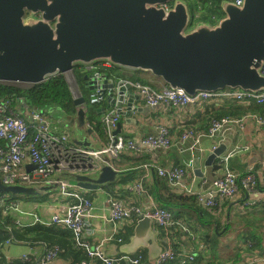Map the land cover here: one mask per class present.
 Here are the masks:
<instances>
[{"label": "crops", "instance_id": "0c3cea01", "mask_svg": "<svg viewBox=\"0 0 264 264\" xmlns=\"http://www.w3.org/2000/svg\"><path fill=\"white\" fill-rule=\"evenodd\" d=\"M120 71L127 78L116 77L115 79L118 81H134L129 77H140L150 81L153 83L152 86L158 89L166 86L161 79L149 72H133L121 69ZM66 78L74 100L81 95H84L87 99V104L79 106L75 104L77 111L80 107L86 110V120L89 105H93L89 98L96 91L90 90L88 87L87 92L89 91V93L86 95L78 81V89L75 88L71 75ZM129 93L134 96V103L138 110L133 112L129 118L120 114L119 122L122 123V128L119 134L136 141L147 135L157 134L160 126L169 129L174 141L179 139L183 127L186 129L192 127L196 132L205 134L213 118L242 116L244 113L239 114V111L253 104L236 99H227L224 101H198L178 108L168 107L165 104L149 106L133 86L129 89ZM95 104L98 105L99 116L95 117L92 123L86 120V126L82 128L78 125L77 113L73 118H69L58 107L42 109L48 116L55 132H68L72 143L75 145L98 150L107 144L109 136L107 131L106 135L102 136L95 128V123L101 125L100 121L103 123L104 114L116 108L111 106L105 94L104 98ZM16 112L24 116L28 114V110L22 104L16 106ZM223 133L224 139L217 137L213 140L205 136L201 139L200 144L194 145V139H189L185 143L176 142L169 149L142 148L139 151L124 149L117 158L107 157L108 161L106 162H110V165L119 172L114 181L108 182V186L102 185L94 190L84 189L85 191L82 192L81 189H71L89 197L94 205V216L89 219V224L84 230V237L88 240L90 249L100 248L108 256L142 254L143 259L140 264H154L163 249L172 247L176 251L194 255L193 261L197 257H201L209 264H233L228 259L230 253L237 248L245 250L246 246L253 243L250 239L245 241L243 238V236L250 233L252 227H257V231L254 232L261 234L264 239V191L248 195L241 189L235 196L220 199L216 206L208 207L203 203H199L195 196L180 193L172 188L167 180L156 172L158 167H183L186 169L185 184L193 185L196 188L207 187L213 179L223 176L227 169L239 174L256 171L263 175L264 125L248 123L243 130L236 125H228ZM217 141L220 142V145L226 146V151L208 165L206 164L207 159L215 151H211V146ZM225 156H229L227 160H224ZM196 159L199 170L204 174L203 176L197 175L195 171ZM27 168H29V165H27ZM140 181L144 186V190L141 192L135 189ZM168 190L188 196V198L193 197L194 201L188 199L190 206L189 204L183 205L181 208L182 213L174 216L173 211L158 199L159 194L166 193ZM109 196L126 206H137L148 211L153 210V207L158 205L169 210L173 218L183 223L188 231H184L178 225H173L169 230H165L164 227L153 221L152 232L155 241L149 240L151 246H141L132 252H127L124 249L130 247L129 245L141 217L138 214H133L131 217L115 223L108 221ZM18 199L20 198L7 196L4 200H0V229L8 234L7 236L3 233L0 240V264H9L10 261L14 264H38L49 243L37 237L41 236L40 231H28L25 227L44 224L36 222L34 214L45 222L50 221L56 213L64 214L66 205L77 202L78 198L65 197L59 189L55 188L38 195H26L25 200ZM10 201H17L20 209L6 211L5 207ZM175 211L176 213L179 212L178 210ZM58 226L62 227L61 230L68 229L62 225ZM53 227L58 231L56 226ZM232 233H235V237L228 240L227 246L228 248H234L230 252L228 250L225 252L222 250L221 244L227 235ZM66 235L65 244L67 246H64V249L61 247L56 264H79L84 260L89 261L91 264H104L98 257L90 256L86 250L76 249L73 233ZM7 238L12 239V242L6 243ZM218 247L221 248V251L218 252L217 250L216 257L212 258L215 255V250L212 249ZM25 254L29 255L32 260H23ZM84 254H86V258L82 259ZM243 256L244 258L236 264H264V249L258 250L255 248L249 253H243ZM121 264L131 263L122 260Z\"/></svg>", "mask_w": 264, "mask_h": 264}, {"label": "water", "instance_id": "95a60500", "mask_svg": "<svg viewBox=\"0 0 264 264\" xmlns=\"http://www.w3.org/2000/svg\"><path fill=\"white\" fill-rule=\"evenodd\" d=\"M170 3V9L163 7ZM222 10L224 17L216 24L198 22L189 29L187 0H0V81L35 84L75 66L107 62L121 70L149 72L190 95L227 87L264 91V0H244L242 6L223 1ZM84 79L126 118L138 110L130 82L92 74ZM74 102L79 106L87 99L81 95ZM85 116L80 107V128L86 126ZM121 128L119 122L114 134ZM225 151L220 145L206 164ZM195 162L197 175L203 176ZM118 173L105 164L94 176L76 175L70 184L94 190L108 186ZM6 193L38 195L34 187L5 185L0 178V195ZM152 224L141 217L124 250L150 247Z\"/></svg>", "mask_w": 264, "mask_h": 264}, {"label": "built area", "instance_id": "2783aa9c", "mask_svg": "<svg viewBox=\"0 0 264 264\" xmlns=\"http://www.w3.org/2000/svg\"><path fill=\"white\" fill-rule=\"evenodd\" d=\"M193 10H191V21L189 29L196 25L199 18V12L194 13L195 0ZM236 6H242L244 0H225ZM168 8V4L164 6ZM216 19V17H213ZM110 66V63H103ZM95 64L86 66L88 69L94 68ZM261 73L264 74V64L261 67ZM103 73L94 74L96 78H103ZM122 83L130 82L144 99L147 105L157 106L165 104L168 107L178 108L186 106L198 101H224L227 99H236L246 101L248 103H264V91L252 92L241 88H224L217 91H200L195 95L188 94L181 88H171L164 86L158 89L150 84L140 81L120 80ZM104 98V94L97 90L89 98L92 104L100 102ZM13 99L4 98L0 100V178L5 185H23L34 187L38 194L45 192L44 186L52 189H59L65 197H76L77 202L70 203L65 207V213H56L50 221L45 222L37 215L36 222L44 224L62 225L73 233L75 247L86 250L90 256H96L104 264H121L122 260H126L131 264H140L143 259L142 254L138 255H121L108 256L104 254L100 248L96 250L90 249V244L84 237L85 227L89 224V219L94 216V205L91 199L82 193L74 192V188L70 184V180L76 175L94 176L100 172L105 164V157L111 159L117 158L124 150L129 149L139 151L142 148L148 149H169L176 142L185 143L189 139H194V145L200 144L203 137L215 140L217 137L225 138L224 129L228 125H236L241 130L246 124L264 125V112H249L241 117H222L213 118L209 129L202 134L191 128H184L179 139L174 141L170 135L169 129L165 126L158 128L157 134L147 135L138 141L125 138L122 135H115L120 113L117 109L104 114L102 122L106 127L109 141L101 149H89L77 146L72 143L69 133H57L46 115L44 109L30 106L23 98H19L17 105H24L28 110L27 116L16 112V107L12 105ZM32 131V133H31ZM220 142L212 144L211 151L218 148ZM229 156H225L227 160ZM27 165H33V169L27 168ZM156 172L159 176L165 178L168 184L178 190L180 193L195 196L199 203H203L208 207H214L220 199L230 198L238 194L243 189L248 195L261 193V186L264 185V174L256 171H248L243 174L236 173L227 169L221 177L215 178L205 188H196L193 185H187L184 182L186 169L180 166L171 168L158 167ZM80 189L78 187H75ZM139 192L144 190L143 183L140 181L135 186ZM81 191H85L81 189ZM5 194L1 195L0 200H4ZM109 217L108 221L115 223L138 214L140 217H147L157 222L169 230L171 226L178 225L184 231H188L187 227L180 221L173 218L172 213L160 206L156 205L153 210L148 211L137 206H126L122 202L109 196ZM19 209L17 201H10L6 205L5 210ZM19 224V223H18ZM12 242L8 239L6 243ZM1 249V243H0ZM60 248L57 245L47 246L43 256L38 264H56L59 256ZM176 258H188L193 260L194 255H187L183 252L174 250L172 247L163 249L154 264H165ZM23 260L31 261V257L24 255ZM9 264H14L12 261ZM79 264H91L84 260Z\"/></svg>", "mask_w": 264, "mask_h": 264}, {"label": "trees", "instance_id": "16d2710c", "mask_svg": "<svg viewBox=\"0 0 264 264\" xmlns=\"http://www.w3.org/2000/svg\"><path fill=\"white\" fill-rule=\"evenodd\" d=\"M223 1L225 0H195L194 13L199 12V18L196 20V23L209 22L213 25L216 24L222 17H224V12L222 10ZM214 16L216 17V19L213 18ZM96 65L98 66L99 71L107 75L109 78H114V79L116 77L117 78H127L124 74L121 73L120 69L114 66L104 67L102 63H98ZM82 67L83 66H75L72 71L74 72V75L78 83L82 87V90H84V94L88 95L89 91L87 92L88 87L84 85L85 84V79H84L85 73L83 72ZM66 77L68 76L65 74H59L46 81L35 83V84H29L28 86H24L18 82L0 81V100L4 98H11L13 99L12 105L16 107L18 104L19 98H23L30 106L37 107V108L58 107L60 110H62L64 115H66L69 118H73L77 113V109H76V105L74 102V97L72 95V92L70 90V86H69V83ZM129 78L136 80V81L138 80L142 83L153 85V83H151L150 81L144 80L140 77H135V78L129 77ZM249 112H257V113L264 112V103L262 104L253 103L245 107L244 109H241L239 111V114H242V113L246 114ZM223 115H230V114H223ZM223 115H219V116H223ZM98 116H99L98 105L90 104L86 120L92 123L94 118ZM236 116H241V115H236ZM100 124L101 125H99L98 123H95V128H97V130L100 132L102 136H105L106 135L105 126L103 125V123H101V121H100ZM0 142L4 143L3 140ZM161 184L163 185L164 183H161ZM261 190L264 191V185L261 186ZM5 195H6L5 197L14 196V194H9V193H6ZM158 199L160 200L161 203L165 204L167 208L173 211L174 216H176V214L182 213L181 208L183 205L189 204L190 206V201L188 199L194 201L193 197L188 198V196L177 194L169 190L166 193L159 194ZM175 210H178L179 212L176 213ZM53 226H56L58 228V231L55 230ZM25 228L28 231H31V230L40 231L41 236H37V237L40 238L41 240L48 242L49 243L48 246H52V245L59 246L60 252H61V247L64 249V246H67V244H65L67 240L66 234H70V233L72 234L71 230L69 229L61 230L62 227L60 228L58 224L56 225L37 224L36 226L28 227V228L25 227ZM256 228L257 227H252L251 228L252 230L250 231V233L247 236H243L245 241L250 239V241L253 242L250 246H246L245 250L241 248L234 249L233 252L230 253L228 259H230V261L233 264H236L237 262L241 261L244 258L243 253H249L253 251L255 248L258 250L264 249L263 236L261 234L254 232V231H257ZM3 233L7 234L6 231L0 229V240H1V237H3ZM81 250L84 251L83 249ZM212 250H215V255L212 256V258H215L218 249H212ZM85 258H86V254L83 255L82 259H85ZM165 264H209V263L205 261L203 258L197 257L194 261L190 259L176 258Z\"/></svg>", "mask_w": 264, "mask_h": 264}, {"label": "rangeland", "instance_id": "374dc122", "mask_svg": "<svg viewBox=\"0 0 264 264\" xmlns=\"http://www.w3.org/2000/svg\"><path fill=\"white\" fill-rule=\"evenodd\" d=\"M188 2H189V4H190V7H191V10H193V0H187ZM65 75H69L68 77H70V75H71V79H72V82H74V86H75V88L76 89H78V85H77V79L75 78V76H74V74H73V71L72 70H70V71H68V72H66V74ZM23 85H28V84H23ZM14 196L16 197V198H20V199H18V200H21V199H24L25 197H26V195L25 194H14ZM25 200V199H24ZM19 209H20V205H19ZM18 209V210H19ZM263 234H264V228H263ZM235 237V233H232L231 235H227V237H226V239L225 240H223V242H222V244H221V247L223 248L222 250L223 251H231V250H233V248H228V240L229 239H233ZM76 249H79V248H77L76 247ZM218 249V252H220L221 251V248L219 249V247L217 248Z\"/></svg>", "mask_w": 264, "mask_h": 264}, {"label": "bare ground", "instance_id": "6f19581e", "mask_svg": "<svg viewBox=\"0 0 264 264\" xmlns=\"http://www.w3.org/2000/svg\"><path fill=\"white\" fill-rule=\"evenodd\" d=\"M164 7V6H163ZM172 7V3H170V4H168V8H165V9H170ZM103 63H105V62H102V65L104 66V67H108V66H106V65H104ZM90 65V64H89ZM86 66H88V65H84L83 67H82V70H83V72L85 73V75L86 74H92L93 76H94V74L95 73H97V72H100L99 71V69H98V66L95 64V66H94V68H92V69H88V68H86ZM110 66H113V65H110ZM109 66V67H110ZM101 73V72H100ZM73 74H74V72H73ZM75 76V75H74Z\"/></svg>", "mask_w": 264, "mask_h": 264}]
</instances>
